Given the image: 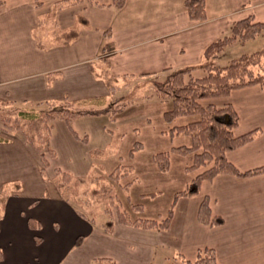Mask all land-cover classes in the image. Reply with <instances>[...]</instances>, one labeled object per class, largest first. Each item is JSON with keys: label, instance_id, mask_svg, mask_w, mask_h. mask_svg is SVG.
<instances>
[{"label": "crops", "instance_id": "obj_1", "mask_svg": "<svg viewBox=\"0 0 264 264\" xmlns=\"http://www.w3.org/2000/svg\"><path fill=\"white\" fill-rule=\"evenodd\" d=\"M37 1L4 0L0 6V99L19 108L63 99L104 107L128 82L151 81L166 69L199 66L205 47L232 23L249 16L264 23V0H205L201 22L190 19L185 0H124L120 8L114 0ZM72 32L76 36L66 38ZM205 103L234 108L235 136L260 130L252 141L228 151L226 159L240 171L263 165L264 87H244ZM144 106L154 107L161 122L153 126L152 110L146 107L131 110L145 122L137 131H144L145 140L153 130V139H169L167 150L188 143L185 137L167 135L171 125L162 117L169 110L167 104ZM101 118L72 121L77 135L86 137L84 142L63 121L55 120L49 143L56 156L43 172L37 154L23 138L0 136V193L7 184L19 186L6 198L0 215V264H95L99 259L152 264V254L148 255L152 244L171 249L179 264L193 262L205 249L212 250L214 264H264V174L246 178L219 174L203 181L196 196L176 201L169 227L156 229L168 233L159 244L113 233L138 227L114 222L108 229L106 223L96 225L80 214L51 179L55 168L62 170L57 160L65 166L63 171L82 176L78 169H85L88 152L110 143L114 124L108 127ZM195 120L180 117L172 125ZM145 166L148 174L157 175L156 168L147 162ZM205 198L209 218L202 223L198 212ZM213 218L221 223L211 225Z\"/></svg>", "mask_w": 264, "mask_h": 264}, {"label": "trees", "instance_id": "obj_2", "mask_svg": "<svg viewBox=\"0 0 264 264\" xmlns=\"http://www.w3.org/2000/svg\"><path fill=\"white\" fill-rule=\"evenodd\" d=\"M66 1L69 2V0ZM76 1L71 2L75 3ZM35 2L38 3L37 0ZM123 2L124 0H114L113 5L120 8ZM204 2L205 0L184 1L190 19L200 22L205 20ZM3 4L4 0H0V6ZM261 33H264V23L255 22L251 16L234 22L225 34L205 47L202 53L203 62L199 66L175 71L166 69L159 78L151 81L128 82L122 87L119 96H115L113 102L101 108L86 105V102L67 99L46 101L19 108L7 100H1L4 105L12 108L7 110L9 115L0 110V123L3 124L5 131H18L22 134L26 143L37 154L43 172L49 166L50 159H54L56 156L49 143L52 124L55 120L63 121L77 138L79 136L72 128V121L76 118L106 114L112 119L116 113L127 107L130 102L138 100L154 99L160 102H170L171 108L165 111L162 116L164 122L171 125L166 133L171 138L175 136L187 137L188 143L173 146L168 151L158 152L152 156V161L160 172H167L170 166L171 154L182 156L191 154L192 163L185 167V171L195 172V176L185 188L173 194L171 206L163 220L140 219L130 221L124 213L125 211L113 199L108 201L103 210L107 217L111 218L106 223L108 229L112 227L114 222L146 230L167 229L174 213L176 201L181 197L196 196L203 181H210L219 174H232L240 178L264 174V164L240 171L226 159L228 151L252 141L260 130L254 129L235 136L233 130L238 125V115L234 108L230 104L218 106L203 102L226 97L232 91L248 86L258 85L264 87V47L250 54H242L223 66L218 65L215 61L227 46L248 41ZM74 36H76V33L72 32L66 38ZM197 71H201L203 75L197 77ZM191 116H194L196 120L184 125H172L177 118ZM80 139L84 142L86 137L82 136ZM141 148V144L135 142L129 151V155L132 157ZM123 169L125 172H121ZM130 171L127 166H119L113 172L116 173V178H121ZM83 178L76 177L69 171L55 168L52 181L66 201L79 202L81 199L77 193L82 192L81 194L84 197L87 194L84 188L78 190L79 185L82 184L80 181H83ZM102 180L100 176H95L91 181L97 183ZM18 188V184L4 186L0 193V215L6 198ZM110 197L113 198V196ZM132 208L135 211L140 210L139 205H132ZM113 216L116 217V221H113ZM208 218L209 208L207 198H205L199 207L198 220L206 223ZM210 223L215 226L219 225L221 219L213 218ZM29 224L34 227V222L29 221ZM36 241L38 242L39 238H36ZM95 264H113V262L107 259H99L95 261ZM183 264H214V254L212 250L205 249L198 252V256L193 262L184 261Z\"/></svg>", "mask_w": 264, "mask_h": 264}, {"label": "rangeland", "instance_id": "obj_3", "mask_svg": "<svg viewBox=\"0 0 264 264\" xmlns=\"http://www.w3.org/2000/svg\"><path fill=\"white\" fill-rule=\"evenodd\" d=\"M263 47L264 33H261L260 35L248 41L234 43L227 46L217 57L216 62L218 65L223 66L226 65L230 60L235 59L242 54H250ZM197 73V77L203 75L201 71H197ZM146 101L152 102L153 104L158 102L150 101L149 99L133 101L130 102L127 107L116 113L112 119L106 114L97 116V118L103 117L101 118L102 122L104 123L105 121L108 127L114 124L115 132L112 135L110 134L111 141L105 145L104 149H91L87 154L88 161L87 164H85V169L83 167L78 169L79 171L83 170V175L76 177H84L83 181H80L82 184L79 185L78 190L84 188V191L86 190L87 192L85 197L82 196V192L78 191L79 193H77V195L83 201H69L79 210L80 214L92 219L96 225L107 223L111 220V218L109 216L107 217L103 211L105 205L108 203V201H111V199L116 201V203L118 202L120 208L125 211L124 213H126L130 221H136L140 219L163 220L171 206L173 194L185 188V186L190 183L191 179L196 174L195 172L185 171V167L192 163L191 154L187 156H182L179 154L171 155V166H169L170 168L167 172H160L153 163L152 156L158 152L168 151L167 149L169 148L170 142L168 138L161 136H159L157 139H153L152 137L155 135L153 130H151L152 133L147 132V136L149 137L148 140H145L144 131L141 134L137 132L141 125L143 126V123L145 122H139L137 118L138 115H132L130 112L131 110L137 108L144 110L146 107L144 104L147 103ZM162 104H167L168 107L171 108L170 102H162ZM10 108L12 107L4 105L0 99L1 112L4 111V113L9 115L7 110ZM146 108L152 110L150 119L153 126L160 124L161 122L158 119L160 115H158L154 107ZM121 113H124V115L120 118H117V116ZM126 117L128 119L126 122L118 123L119 119ZM127 127L130 128L126 129ZM135 128L136 130H134ZM11 134L13 137L20 136L24 139L22 134L18 131H5L3 124L0 123V136H12ZM116 137H118V140ZM142 137H144V139ZM135 142H141L143 148L134 153L133 156L135 158L133 156L132 158L129 155V151ZM50 161H52V159H50ZM146 162L153 166L154 169H157V175L151 176L146 172ZM57 165H59L62 170L65 167L64 165H60L58 160ZM70 165L72 164L70 163ZM119 166L129 167L131 170L130 173H128L126 176H121V178H116V173L113 171ZM121 172H125V170L123 169ZM72 173L74 174V172ZM95 176H100L103 180L97 183L91 181ZM106 182L108 183L104 185ZM110 196H113V198ZM132 205H139L140 210H132ZM59 218L62 222L65 221L63 216L60 215ZM112 219H114L113 221L117 220L115 216H113ZM119 230L116 229L113 232L115 236L120 235L130 237L132 239L144 238L156 241L157 244H159V241L161 240H166V236L168 235L166 231H151L141 228L122 229V232ZM149 254H152V264H179L174 258L173 251L169 248L160 247L159 245L155 246L152 244V252H149L148 255ZM167 256L168 259L166 258Z\"/></svg>", "mask_w": 264, "mask_h": 264}]
</instances>
